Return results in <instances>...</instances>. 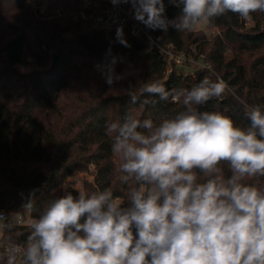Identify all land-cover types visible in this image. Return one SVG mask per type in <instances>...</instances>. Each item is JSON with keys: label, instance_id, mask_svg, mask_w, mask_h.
<instances>
[{"label": "clouds", "instance_id": "clouds-1", "mask_svg": "<svg viewBox=\"0 0 264 264\" xmlns=\"http://www.w3.org/2000/svg\"><path fill=\"white\" fill-rule=\"evenodd\" d=\"M130 4L147 28L192 32L228 13L244 21L264 13V0H169L180 9L168 19L164 0H111ZM118 42L128 46L123 28ZM113 58L106 83L122 76ZM224 80L203 77L191 87L141 81L127 95L132 105L171 101L183 110L158 123L133 109L108 122L127 203L113 190L77 189L42 210L32 190L21 205L29 234L23 245L5 240L21 213L0 212L2 264H264V106L249 105L247 126L201 106L229 91ZM230 175H225L224 166ZM38 212V216L33 213Z\"/></svg>", "mask_w": 264, "mask_h": 264}, {"label": "trees", "instance_id": "trees-1", "mask_svg": "<svg viewBox=\"0 0 264 264\" xmlns=\"http://www.w3.org/2000/svg\"><path fill=\"white\" fill-rule=\"evenodd\" d=\"M164 4L168 19L179 14L169 0ZM80 9L81 0H0V210L21 211L34 189L42 210L63 195L73 174L91 164L95 183L86 190L110 187L127 203L130 185L119 182V159L106 124L129 109L157 123L183 110L171 101L132 105L127 93L141 81L162 80L174 88L191 87L205 76L220 78L230 90L199 110L219 111L242 127L249 123L247 106H264V13L253 14L250 28L235 14L217 17L208 25L218 30L213 36L155 30L157 41L173 43L177 51L196 47L211 67L175 65L168 71L165 55L150 40L123 28L125 47L117 29H90L77 15ZM113 58L122 79L108 85L102 68ZM224 172L230 175L226 165ZM252 182L263 184L264 178ZM29 231L15 227L4 238L24 244Z\"/></svg>", "mask_w": 264, "mask_h": 264}, {"label": "built area", "instance_id": "built-area-1", "mask_svg": "<svg viewBox=\"0 0 264 264\" xmlns=\"http://www.w3.org/2000/svg\"><path fill=\"white\" fill-rule=\"evenodd\" d=\"M77 15L86 21L92 30L109 33L119 27L128 28L133 36L150 40L165 55L168 67L170 66L168 71H171L172 65H190V63L199 64V68L211 69L210 65L198 55L196 47H192L189 51H177L173 43L162 44L157 41L155 30L147 28L133 18V10L130 4L114 6L111 0H81V9ZM0 212L9 214L6 210H0ZM19 212L21 219L16 227L27 226L28 217L23 214V209ZM16 213L12 214L15 215ZM17 244L23 245L22 243ZM2 250L0 247V251Z\"/></svg>", "mask_w": 264, "mask_h": 264}, {"label": "rangeland", "instance_id": "rangeland-1", "mask_svg": "<svg viewBox=\"0 0 264 264\" xmlns=\"http://www.w3.org/2000/svg\"><path fill=\"white\" fill-rule=\"evenodd\" d=\"M254 25L255 22L253 20H251L250 22L248 21L245 22L246 28H250ZM202 31L206 32L209 36H213L214 34H216V32H218L216 28L209 29L208 26H201L200 28L192 31V33H194V35H198V33H201ZM190 65L193 67H198V68L200 67V65L197 63H190ZM173 66L175 65H172L171 67L173 68ZM187 71H192V69L188 68ZM95 173H96L95 166L91 164L85 170L78 171L77 173L73 174L65 183L63 194L68 192V189H75L77 191V189L83 188L86 190L87 185L93 186L95 183L94 182Z\"/></svg>", "mask_w": 264, "mask_h": 264}, {"label": "water", "instance_id": "water-1", "mask_svg": "<svg viewBox=\"0 0 264 264\" xmlns=\"http://www.w3.org/2000/svg\"><path fill=\"white\" fill-rule=\"evenodd\" d=\"M57 54H54V56H53V64H55L56 63V60H57Z\"/></svg>", "mask_w": 264, "mask_h": 264}]
</instances>
